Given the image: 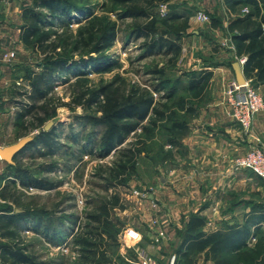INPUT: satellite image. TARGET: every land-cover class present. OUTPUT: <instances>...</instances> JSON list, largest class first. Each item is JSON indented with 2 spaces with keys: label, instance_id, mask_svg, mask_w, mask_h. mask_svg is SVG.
Listing matches in <instances>:
<instances>
[{
  "label": "rangeland",
  "instance_id": "374dc122",
  "mask_svg": "<svg viewBox=\"0 0 264 264\" xmlns=\"http://www.w3.org/2000/svg\"><path fill=\"white\" fill-rule=\"evenodd\" d=\"M5 1L7 2L4 3ZM84 1L97 17L98 26L108 22L116 25V40L111 48L103 52V55L113 59L117 64L107 73L88 74L76 85V78L72 76H67L66 83H63L61 79L57 80L47 96V99L52 102L51 105L57 106L55 117L46 122H52L50 129H53L55 136V145L52 147L54 154H50V150L30 149L19 154L17 162L21 167L31 171L35 177L47 179L54 187L51 190H39L23 189L18 185H12L8 183L10 179H13L12 170H7L6 164L0 160V174L10 176L7 182L0 183V187H3L4 183L7 185L5 190L0 191V195L3 193L11 201H15L16 205L10 204L15 213L25 211L29 214L17 229L15 239L11 242L0 238V244H14L16 249L30 256L35 264H85L75 239L80 233L86 231L85 226L90 223L87 219L88 215L98 213L103 204L113 203L115 200H117V206L110 209L109 213L111 223L115 225V239L120 245L107 240L104 242L106 246L97 251L98 255L103 253L104 258L97 259L101 264H129L134 248L128 246V249L123 252L121 246H126L125 239L128 240L126 236L130 226L142 232L147 231L145 219L150 216L151 203L147 202L144 195L150 189L152 194L155 191L151 183L153 168L150 165L161 160L164 162L179 158L174 148L164 145V140L168 137L164 129L170 126V122L158 124L157 128L153 129L152 135L150 132L152 128L149 125L152 117H149L143 123L147 129H150L149 132L142 133L139 130L136 135H130L120 147V149H127L137 142L139 143L137 151L145 152L146 157L142 154L136 155L135 167L134 162L127 165L128 170L122 175L118 165L126 162V159L118 152L111 153L106 158L98 157L96 151L102 128L93 129L85 119L81 118L86 114L95 116L99 114L95 113L94 108L89 111H84L80 107L70 109L69 104L73 94L78 91H90L116 79H123L129 88L149 90L156 102L167 107V116L177 108L178 98L184 100V107L187 108L191 105L190 94L187 92L179 90L172 100L167 101L161 98L162 92H154V87L161 81L173 82L178 77L183 78L184 73L198 70L203 65V61L207 64L213 63L214 58L224 55L221 51L203 46V41L195 39L192 31H198L201 36L209 35L204 29L210 25L211 19H218L221 24H227L232 18L230 14H235L228 9V2L224 0L213 8L216 11L215 14L204 12L208 18L204 22L197 18V11L201 8L202 0H169L165 4H158L154 11L161 19L175 12L181 14L185 11L189 14L187 20L179 19L170 24L173 30L174 28L180 30L179 55L156 53L147 56L143 54L144 39H135L129 34L134 24H142L144 20L118 19L117 13L121 8L114 5L111 0ZM34 4V0H0V149L16 144L24 138L32 139L46 124L36 128V117L40 115L38 110L19 122L16 121V114L19 111L16 103H27L25 96H20L29 91L26 77L40 71L36 63L41 62L43 58V55H38L33 47L25 46L19 40V28L25 23L22 17L23 9L29 8L44 13V10L36 9ZM163 7L164 12H162ZM237 13H240V10ZM87 20L72 18L68 27L56 24L54 28L47 30L48 32L56 31L58 35V37H52L60 47L56 51V57L73 56L74 59H78L79 55H72L68 52L69 49L66 52L63 49L67 43L74 41L77 31L85 25ZM215 35H219L216 40L222 42L224 37L219 32ZM186 43H189V47ZM193 53L194 56H192ZM157 70H163L164 76L158 77L155 74ZM181 80L184 81V79ZM214 84L211 78L209 89L201 103L195 104L196 109L202 106V110L213 102ZM169 88L167 85V89ZM196 102L198 103L196 100L193 103ZM177 115L181 121L184 117L190 123L195 122L194 120L198 117L193 118L183 113H177ZM151 136L155 139L148 143V139H152ZM161 145H164V148L161 149ZM165 170L162 169V172L164 173ZM158 180L154 184L159 183ZM5 205V202L0 200V208ZM154 225L153 223V228L156 227ZM46 226H48L47 231ZM53 231H65L70 234L61 244H52L50 241L52 236L53 240L56 239ZM130 242L133 240L128 241ZM254 243L255 241L252 244ZM95 261H97L96 258ZM0 264H2L1 259Z\"/></svg>",
  "mask_w": 264,
  "mask_h": 264
},
{
  "label": "trees",
  "instance_id": "16d2710c",
  "mask_svg": "<svg viewBox=\"0 0 264 264\" xmlns=\"http://www.w3.org/2000/svg\"><path fill=\"white\" fill-rule=\"evenodd\" d=\"M34 1L35 8L44 10V13L29 8L23 9L22 17L25 23L19 28V40L23 45L33 47L38 55H43V58L41 62L36 63V67L40 71L26 77L29 91L20 94V96H25L27 103H16V107L19 108L16 121L19 122L38 110L40 115L36 117L35 126L41 128L56 115L57 106H52V102L47 99V96L51 93L57 80L61 79L63 83H66L67 76H72L76 78V85L90 73H107L115 67L117 62L103 55V52L113 46L117 31L114 23L108 22L103 26H98L97 17L93 15L91 8L84 0ZM111 1L121 8L117 13L118 19L144 20L142 24H134L129 32L130 36L135 39H144L143 54L147 56L156 53L179 55L181 51L180 30L175 28L173 30L170 24L179 19L187 20L188 12L171 13L161 19L154 11L156 5L165 4L169 0ZM227 1L228 8L235 13V16L228 21L225 28L224 34L228 37L231 48L223 52L224 58L216 57L214 62L209 64L203 61V65L198 70L184 73L183 78L178 77L173 82L161 81L154 87V92H162L161 98L167 101L172 100L179 90L187 92L190 94L191 100L189 107L185 108L184 100L178 98L177 108L167 116V107L156 102L149 90L129 88L123 79H116L90 91H78L71 97L70 109L80 107L84 111H89L94 108L95 113L99 114L98 116L86 114L81 118L85 119L93 129L102 128L96 151L98 157L106 158L111 153L118 152L126 159V162L118 165L122 175L128 170L126 169L127 165L134 162L136 155L141 156L142 154L143 157H146L145 152L137 151L139 146L137 142L127 149H120V147L130 135H136L139 130L142 133L149 132L150 129L143 125L149 117H152L149 121L152 135L153 129H156L158 124L168 121L170 126L164 129L168 134L164 145L170 148L181 146L180 141L188 134L192 123L184 117L181 121L177 113L191 115L193 118L198 116L202 106L196 109L195 104L201 103L212 78V72L206 68L232 66L235 61L244 58L242 64L244 78L255 89L264 85V3L258 0ZM242 7H248L247 13H241ZM239 10L240 13H237ZM72 18L88 19L85 25L77 31L74 41L67 43L63 49L64 52L69 49L70 54L79 55V57L78 59H74L73 56L56 57V51L60 47L52 37L55 38L58 35L56 31L48 32L47 30L54 28L56 24L68 27ZM221 25L218 19H212L213 27L219 28ZM219 48L218 45H214L215 51H219ZM155 74L161 78L164 76V71L157 70ZM167 85H169V89H167ZM195 100L198 103H193ZM153 138L155 139V137ZM153 138L148 139V143ZM54 145L53 129L43 131L42 128L13 157L11 164L3 161L6 164V169L12 170L13 179H10L8 174L1 173L0 183L10 179L8 183L18 185L23 189L51 190L54 187L51 182L45 178H37L31 171L21 167L17 162V157L25 151L39 148L50 150V154H54L52 148ZM164 145H161V149L164 148ZM156 161H158L157 158ZM160 162L162 163V160L153 162V164L156 165ZM2 186L0 191L5 190L7 185L4 183ZM0 200L6 204L0 208V238L12 242L21 222L29 214L25 211L15 213L10 205H16L15 201L5 197L3 193L0 195ZM116 206L117 200L113 203L108 202L99 208L98 213L87 216L90 223L85 226L86 231L80 233L75 239L85 264H101L98 259H103L104 254L98 255L97 251L106 246L104 242L107 240L120 245L115 239V225L111 223L109 213L110 209H114ZM36 219L38 220V218ZM262 223L264 224V209L260 206L253 207L242 225L225 227L211 233L203 231L205 226L203 217L198 214L191 215L184 225V229L177 232L179 243L175 250L173 264H197L200 254H203L204 261H210L212 264H264V229L260 226ZM34 230L36 231L37 227ZM45 230H48V226L45 227ZM53 233L56 239L53 240L52 236L50 240L52 244H61L70 234L65 231H53ZM253 238L255 243L251 244ZM0 259L2 264H35L30 256L22 250L16 249L14 244H0ZM119 261L123 263L122 260Z\"/></svg>",
  "mask_w": 264,
  "mask_h": 264
},
{
  "label": "crops",
  "instance_id": "0c3cea01",
  "mask_svg": "<svg viewBox=\"0 0 264 264\" xmlns=\"http://www.w3.org/2000/svg\"><path fill=\"white\" fill-rule=\"evenodd\" d=\"M222 1L202 0L197 12L215 14L213 8ZM258 1L264 3V0ZM247 11L248 7H242V14ZM230 16L234 17L235 14ZM227 25L222 23L217 28L210 22L204 29L209 35L201 36L195 30L192 35L195 39H201L207 48L218 45L219 51L223 53L230 48L229 39L223 34ZM218 32L224 37L222 42L216 40L219 35L215 34ZM186 46L189 47V43ZM217 58L223 59L224 55ZM236 62L242 69L240 61ZM206 70L212 72V82H215L213 102L199 112L188 134L181 139V146L174 148L178 159H168L157 166L150 162L153 168L151 183L155 191L147 197V202L151 203L150 216L145 219L147 231L142 232L130 226L128 233L135 234L133 242L121 246L122 251L127 250L128 246L134 248L129 264H140L136 249L145 251L152 264H173L179 243L177 232L184 229L191 215L203 217V231L211 233L225 227L242 225L255 206L264 209V182L250 171L236 170L233 166L236 158L253 149L264 148V112L254 117L250 130L244 133L226 115L228 103L224 87L235 80L231 66ZM256 90L264 98V85ZM162 169H166L164 173ZM157 179L159 183L154 184ZM260 226L264 229L263 223ZM159 233H162L161 237ZM253 241L254 238L251 244ZM197 264L212 262L204 261L203 254H200Z\"/></svg>",
  "mask_w": 264,
  "mask_h": 264
},
{
  "label": "built area",
  "instance_id": "2783aa9c",
  "mask_svg": "<svg viewBox=\"0 0 264 264\" xmlns=\"http://www.w3.org/2000/svg\"><path fill=\"white\" fill-rule=\"evenodd\" d=\"M164 10L165 8L163 7L162 12ZM197 18L202 22L208 20L206 15L201 12L197 13ZM244 60V58L240 59V63L243 64ZM224 88L228 103L227 117L240 126L244 133H247L251 128L254 117L258 113L264 112V99L247 81L239 85L233 80L228 82ZM233 166L236 170L250 171L264 182V148L253 149L245 155L236 158ZM150 190L144 195L146 198L152 194ZM158 235L161 237L162 233ZM126 237L128 240L125 239V244L128 245L130 244L128 241L133 240L135 234L127 232ZM135 254L140 264L153 263L151 258L141 249H136Z\"/></svg>",
  "mask_w": 264,
  "mask_h": 264
},
{
  "label": "water",
  "instance_id": "95a60500",
  "mask_svg": "<svg viewBox=\"0 0 264 264\" xmlns=\"http://www.w3.org/2000/svg\"><path fill=\"white\" fill-rule=\"evenodd\" d=\"M231 68L234 73L236 83L239 85L244 84L246 82V79L243 76L240 64L238 62L233 63ZM51 126H52V122L46 123L43 126V131H48ZM28 140L29 139L24 138V139L19 140L16 144L1 148L0 149V160L8 164H11L13 157L22 150V148L25 146ZM16 212H18V210H16Z\"/></svg>",
  "mask_w": 264,
  "mask_h": 264
}]
</instances>
